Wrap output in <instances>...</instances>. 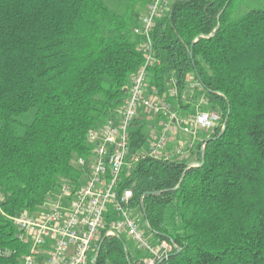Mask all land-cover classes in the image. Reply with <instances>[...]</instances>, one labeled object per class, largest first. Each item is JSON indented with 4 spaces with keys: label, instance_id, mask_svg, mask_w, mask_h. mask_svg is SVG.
<instances>
[{
    "label": "trees",
    "instance_id": "obj_1",
    "mask_svg": "<svg viewBox=\"0 0 264 264\" xmlns=\"http://www.w3.org/2000/svg\"><path fill=\"white\" fill-rule=\"evenodd\" d=\"M137 1L117 11L108 0H0V264L27 251L9 217L39 210L65 179L77 185L88 130L123 105L141 62ZM244 2L172 0L151 32L149 84L162 91L173 76L180 113L201 94L220 113L192 153L201 165L143 158L123 174L147 233L179 248L158 264H264V7L239 13ZM189 77L200 87L185 102ZM129 133L133 153L144 121ZM143 256L105 237L96 264Z\"/></svg>",
    "mask_w": 264,
    "mask_h": 264
},
{
    "label": "built area",
    "instance_id": "obj_2",
    "mask_svg": "<svg viewBox=\"0 0 264 264\" xmlns=\"http://www.w3.org/2000/svg\"><path fill=\"white\" fill-rule=\"evenodd\" d=\"M171 1L145 0L133 30L141 37V62L131 76L123 105L87 132L92 155L84 177L75 186L63 180L36 212L9 217L17 238L27 246L21 264H96L99 242L105 237L128 239L144 253L140 264H158L177 248L147 233L145 221L131 204L132 190L121 188L123 174L143 158L172 161L192 156L203 141L201 132L213 131L220 121L218 110L203 108L210 105L203 94L193 102L192 112L180 113L172 102L178 99L173 76L162 91L148 82L150 69L159 63L151 32ZM188 98L182 97L190 102ZM136 119L144 121L148 132L144 146L131 153L129 128ZM203 147L202 143L201 151ZM77 164L86 161L79 157Z\"/></svg>",
    "mask_w": 264,
    "mask_h": 264
},
{
    "label": "rangeland",
    "instance_id": "obj_3",
    "mask_svg": "<svg viewBox=\"0 0 264 264\" xmlns=\"http://www.w3.org/2000/svg\"><path fill=\"white\" fill-rule=\"evenodd\" d=\"M128 3H129V0H108V4L110 5V7H112L113 9H116L117 11H123L125 9V7L128 5ZM135 7H136V9L143 11V9L145 7V0L137 1L135 3ZM262 7H264V0H245L244 4L241 6V8L239 10V13H243L249 9H256V8H262ZM194 85H195V83L193 80H190L188 82L186 88L184 89L183 98H187L188 96H190L191 93H193ZM200 98H201V95H198L197 96V102ZM210 107H211V105H208V106H205L203 108L208 109ZM214 109H216V108H214ZM96 126H98V125H95V127ZM145 131H146V133L148 132L147 127H145ZM211 133H212V130L201 132L200 139L207 137ZM198 142H200V141L198 140L197 143ZM126 240L130 245H132V243L129 242L128 239H126Z\"/></svg>",
    "mask_w": 264,
    "mask_h": 264
},
{
    "label": "water",
    "instance_id": "obj_4",
    "mask_svg": "<svg viewBox=\"0 0 264 264\" xmlns=\"http://www.w3.org/2000/svg\"><path fill=\"white\" fill-rule=\"evenodd\" d=\"M216 28H217V27H216ZM216 28H215V29H216ZM215 29H214V30H215ZM214 30H213V31H214ZM222 129H223V127H222ZM203 161H204L203 158H201V161H200V162H198V163H190L189 166H193V165H195V164H196V165H201V164L203 163ZM141 210H142V213H143V215H144V209H143V207H142V204H141ZM145 223H146L147 228H149V227H148V224H147L146 221H145ZM102 241H103V240H101V241L99 242L98 251H99V248H100V245H101Z\"/></svg>",
    "mask_w": 264,
    "mask_h": 264
},
{
    "label": "crops",
    "instance_id": "obj_5",
    "mask_svg": "<svg viewBox=\"0 0 264 264\" xmlns=\"http://www.w3.org/2000/svg\"><path fill=\"white\" fill-rule=\"evenodd\" d=\"M188 159H189V162H194V161H193L194 159H193V157H192V156H191V157H189Z\"/></svg>",
    "mask_w": 264,
    "mask_h": 264
}]
</instances>
